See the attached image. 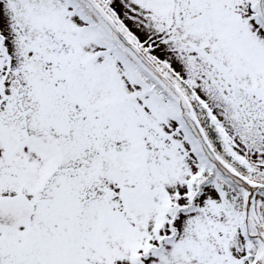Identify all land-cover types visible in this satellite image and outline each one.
<instances>
[{
  "label": "snow or ice",
  "instance_id": "1",
  "mask_svg": "<svg viewBox=\"0 0 264 264\" xmlns=\"http://www.w3.org/2000/svg\"><path fill=\"white\" fill-rule=\"evenodd\" d=\"M0 264H264V0H0Z\"/></svg>",
  "mask_w": 264,
  "mask_h": 264
}]
</instances>
